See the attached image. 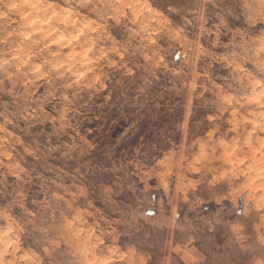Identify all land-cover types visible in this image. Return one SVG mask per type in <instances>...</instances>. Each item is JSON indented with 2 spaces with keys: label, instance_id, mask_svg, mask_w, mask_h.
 Listing matches in <instances>:
<instances>
[{
  "label": "rangeland",
  "instance_id": "rangeland-1",
  "mask_svg": "<svg viewBox=\"0 0 264 264\" xmlns=\"http://www.w3.org/2000/svg\"><path fill=\"white\" fill-rule=\"evenodd\" d=\"M0 264H264V0H0Z\"/></svg>",
  "mask_w": 264,
  "mask_h": 264
},
{
  "label": "bare ground",
  "instance_id": "bare-ground-1",
  "mask_svg": "<svg viewBox=\"0 0 264 264\" xmlns=\"http://www.w3.org/2000/svg\"><path fill=\"white\" fill-rule=\"evenodd\" d=\"M32 10V9H31ZM35 10V9H34ZM26 14V13H25ZM32 16V15H31ZM38 19V18H37ZM41 26V25H40ZM81 30V29H80ZM44 33V32H43ZM65 35V34H64ZM68 37H70V36H68ZM72 37V36H71ZM58 38H60V37H58ZM64 42V41H63ZM78 43V42H77ZM63 45V44H62ZM82 48V47H81ZM73 55V54H72ZM89 60V59H88Z\"/></svg>",
  "mask_w": 264,
  "mask_h": 264
}]
</instances>
